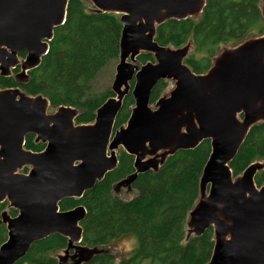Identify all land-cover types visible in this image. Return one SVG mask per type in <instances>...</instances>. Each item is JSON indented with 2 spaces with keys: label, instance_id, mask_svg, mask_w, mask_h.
Listing matches in <instances>:
<instances>
[{
  "label": "water",
  "instance_id": "95a60500",
  "mask_svg": "<svg viewBox=\"0 0 264 264\" xmlns=\"http://www.w3.org/2000/svg\"><path fill=\"white\" fill-rule=\"evenodd\" d=\"M68 1L0 0V78L26 82L47 54L54 30L64 24ZM87 1L97 12L120 16L113 97L97 109L92 124L77 126L73 108L47 114L44 97L19 88L0 90V203L17 212L0 214L6 229L0 264H16L32 244L51 235L67 240L58 264H87L104 250L81 245L84 207L61 211L59 203L92 190L117 167L120 148L134 158V172L113 187L116 195L123 188L132 191L138 175L157 172L168 157L203 141L210 142V155L187 216L186 238L212 228L207 264H264V185L257 188L254 182L264 164L249 165L238 178L229 169L250 129L264 122V35L224 49L206 73L197 75L184 63L190 44L162 47L155 35L166 21L198 18L205 0ZM261 14L264 19V6ZM145 53L153 62L140 65L137 57ZM159 81L173 88L151 105ZM128 93L134 106L126 125L114 130ZM27 135L44 150H25ZM24 168L27 173H20Z\"/></svg>",
  "mask_w": 264,
  "mask_h": 264
},
{
  "label": "trees",
  "instance_id": "16d2710c",
  "mask_svg": "<svg viewBox=\"0 0 264 264\" xmlns=\"http://www.w3.org/2000/svg\"><path fill=\"white\" fill-rule=\"evenodd\" d=\"M120 16L87 8L83 0H69L63 25L54 30L47 54L40 65L29 71L25 83L14 78H0V90L19 88L28 96H42L50 108L70 107L78 111L75 125L92 124L97 109L110 97L111 91L92 94L91 84L99 72L118 59L122 26ZM264 35V19L256 0H205L198 18L169 20L156 27L155 42L162 47L181 48L191 45L184 63L200 75L206 73L214 58L224 49ZM224 47V48H222ZM220 48H222L220 50ZM20 58L24 53L19 54ZM153 62L151 54H140L137 63ZM19 68L13 71L18 73ZM169 81H159L151 91L154 105L168 92ZM132 85V83H131ZM134 106L128 93L115 119L114 130L126 125ZM45 145L33 135L25 137L24 149L40 153ZM210 142L203 141L190 151L170 156L157 172L138 175L132 185L134 196L122 199L113 187L134 172V158L121 148L117 167L107 173L94 188L80 199H64L61 211L84 207L80 223L81 245L104 250L87 264H207L214 247L212 228L200 237L186 238V221L199 197V180L210 155ZM264 164V122L253 126L229 163L233 178H238L253 163ZM22 173H27L24 168ZM254 182L264 185V169ZM16 216L8 203H0V214ZM137 238V247L116 263L110 246L125 237ZM6 240L5 226L0 224V244ZM67 240L51 235L31 245L25 257L16 264H58L56 255L65 250Z\"/></svg>",
  "mask_w": 264,
  "mask_h": 264
},
{
  "label": "rangeland",
  "instance_id": "374dc122",
  "mask_svg": "<svg viewBox=\"0 0 264 264\" xmlns=\"http://www.w3.org/2000/svg\"><path fill=\"white\" fill-rule=\"evenodd\" d=\"M235 2H239L240 0H232ZM83 3L87 8H91V3H89L87 0H83ZM256 5L259 7L260 10H262L264 6V0H256ZM224 48V47H222ZM220 48V50L222 49ZM222 51V50H221ZM191 51H189L190 55ZM22 59V58H21ZM118 64V59L112 61L109 63L105 68H103L99 74L96 76V78L93 80L91 84V90L90 92L92 94H97V93H104L107 91H111V85L114 80V75H115V67ZM173 88V83L168 82V92ZM167 92V94H168ZM153 109V106H151ZM55 112V109L49 108L47 110V114H52ZM28 171V168H27ZM20 173H22L20 171ZM24 174V173H23ZM119 196L124 199V200H129L134 196L133 191L128 192L125 188L121 189L119 192ZM132 243H129V242ZM137 247V238L134 236L130 237H125L121 240H118L114 242L110 248L109 251L117 256L116 263H119L121 259H124L127 257L128 253L131 252L132 250L136 249ZM64 251V250H63ZM63 251L59 252L56 255V260L58 259L59 256L63 255ZM58 261V260H57ZM68 263H71L70 261Z\"/></svg>",
  "mask_w": 264,
  "mask_h": 264
},
{
  "label": "clouds",
  "instance_id": "9594fccd",
  "mask_svg": "<svg viewBox=\"0 0 264 264\" xmlns=\"http://www.w3.org/2000/svg\"><path fill=\"white\" fill-rule=\"evenodd\" d=\"M129 243H132L131 241Z\"/></svg>",
  "mask_w": 264,
  "mask_h": 264
}]
</instances>
